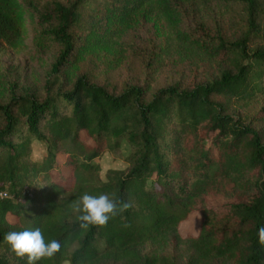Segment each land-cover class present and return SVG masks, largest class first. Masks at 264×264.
<instances>
[{
    "label": "trees",
    "instance_id": "trees-1",
    "mask_svg": "<svg viewBox=\"0 0 264 264\" xmlns=\"http://www.w3.org/2000/svg\"><path fill=\"white\" fill-rule=\"evenodd\" d=\"M26 11L59 49L58 80L41 97L0 103V264H27L3 237L35 227L61 245L37 264H264V140L231 111L264 96V0H0V42L11 49L23 48ZM138 17L163 21L165 43L206 55L216 76L153 93L59 78L79 51L113 44ZM230 24L240 25L235 37ZM122 141L128 167L101 179L95 161ZM33 143L45 148L42 164L31 160ZM84 193L129 207L84 229L75 211ZM221 195L228 201L214 205ZM191 215L199 233L182 238Z\"/></svg>",
    "mask_w": 264,
    "mask_h": 264
},
{
    "label": "rangeland",
    "instance_id": "rangeland-1",
    "mask_svg": "<svg viewBox=\"0 0 264 264\" xmlns=\"http://www.w3.org/2000/svg\"><path fill=\"white\" fill-rule=\"evenodd\" d=\"M186 26L196 32H204L198 20L186 17ZM25 36L23 48L14 50L0 42V103H6L11 94H32L41 97L47 82L56 83L52 75L59 49L46 42L39 19L29 11L24 17ZM225 33L235 37L240 25H224ZM163 21L153 17H138L129 23L111 45L79 51L70 65L57 75L65 81H73L80 75H88L93 83L120 91L126 86H139L153 93L175 84L190 87L216 76L217 64L196 50H183L174 42L165 43L168 35ZM169 47V48H168ZM82 50V49H81ZM232 113L239 115L246 123L252 124L264 140V96L250 103L236 104ZM1 126V121H0ZM126 142L120 147L106 152L99 161L100 177L104 180L109 170L123 171L128 167L129 155ZM46 157L45 148L40 143L32 144L31 160L42 164ZM37 182L44 186L43 177ZM228 201L225 195L215 196L213 204L221 206ZM201 218L191 215L180 226L182 238L199 233Z\"/></svg>",
    "mask_w": 264,
    "mask_h": 264
},
{
    "label": "clouds",
    "instance_id": "clouds-1",
    "mask_svg": "<svg viewBox=\"0 0 264 264\" xmlns=\"http://www.w3.org/2000/svg\"><path fill=\"white\" fill-rule=\"evenodd\" d=\"M128 207L126 203L118 207V202L105 193H84L79 198L75 211L80 213V227L87 229L89 226L105 225L111 217ZM257 238L260 244H264V225L259 226ZM3 243L17 258H26L27 264H37L42 259L52 258L61 247L60 242L55 239L45 242L40 227L9 231L4 235Z\"/></svg>",
    "mask_w": 264,
    "mask_h": 264
},
{
    "label": "built area",
    "instance_id": "built-area-1",
    "mask_svg": "<svg viewBox=\"0 0 264 264\" xmlns=\"http://www.w3.org/2000/svg\"><path fill=\"white\" fill-rule=\"evenodd\" d=\"M4 196H5V194L2 195V197H4Z\"/></svg>",
    "mask_w": 264,
    "mask_h": 264
}]
</instances>
